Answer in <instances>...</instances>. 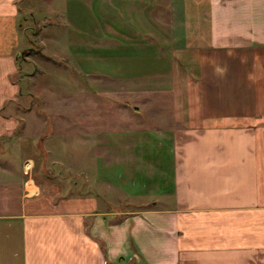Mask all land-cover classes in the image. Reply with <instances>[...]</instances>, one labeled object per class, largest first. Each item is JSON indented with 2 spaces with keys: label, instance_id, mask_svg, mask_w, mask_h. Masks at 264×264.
I'll use <instances>...</instances> for the list:
<instances>
[{
  "label": "crops",
  "instance_id": "1",
  "mask_svg": "<svg viewBox=\"0 0 264 264\" xmlns=\"http://www.w3.org/2000/svg\"><path fill=\"white\" fill-rule=\"evenodd\" d=\"M58 1L65 38L51 45L71 93L118 83L166 98L175 202L113 220L100 196L47 173L52 129L18 79L22 7L0 0V264H264V0H172L175 31L147 0Z\"/></svg>",
  "mask_w": 264,
  "mask_h": 264
},
{
  "label": "rangeland",
  "instance_id": "2",
  "mask_svg": "<svg viewBox=\"0 0 264 264\" xmlns=\"http://www.w3.org/2000/svg\"><path fill=\"white\" fill-rule=\"evenodd\" d=\"M147 1L141 7L156 12L158 26L164 29L165 24L179 22L168 15L174 6L177 12L173 15L179 16L180 7L172 5V0ZM58 2L20 0L23 40L18 60L24 69L18 79H24V91L37 96L33 106L42 110L41 124L45 128L50 124L52 129L42 147L45 170L69 193L100 196L113 220L122 218L111 213L114 210H129L126 216L173 207L174 146L166 98L121 94L129 91L116 89L118 83L108 84V90L107 85H95L100 93L89 92V99L71 93L76 84L70 77L67 54L64 47L51 45L50 33L65 38L61 34L65 28L60 26L64 20L58 15L62 3ZM112 3L113 9L120 8L119 0ZM133 5L130 0V11ZM111 264H133V260Z\"/></svg>",
  "mask_w": 264,
  "mask_h": 264
},
{
  "label": "trees",
  "instance_id": "3",
  "mask_svg": "<svg viewBox=\"0 0 264 264\" xmlns=\"http://www.w3.org/2000/svg\"><path fill=\"white\" fill-rule=\"evenodd\" d=\"M103 249L105 250V246H104V243H103Z\"/></svg>",
  "mask_w": 264,
  "mask_h": 264
}]
</instances>
